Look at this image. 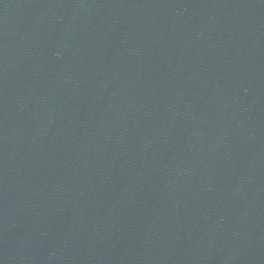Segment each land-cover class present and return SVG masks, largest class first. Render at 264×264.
I'll return each mask as SVG.
<instances>
[{
    "label": "water",
    "instance_id": "water-1",
    "mask_svg": "<svg viewBox=\"0 0 264 264\" xmlns=\"http://www.w3.org/2000/svg\"><path fill=\"white\" fill-rule=\"evenodd\" d=\"M0 264H264V0H0Z\"/></svg>",
    "mask_w": 264,
    "mask_h": 264
}]
</instances>
